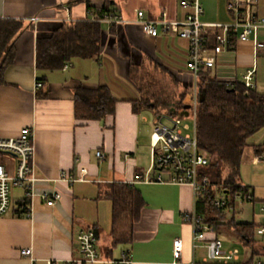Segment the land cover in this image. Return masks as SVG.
<instances>
[{"label": "crops", "instance_id": "obj_1", "mask_svg": "<svg viewBox=\"0 0 264 264\" xmlns=\"http://www.w3.org/2000/svg\"><path fill=\"white\" fill-rule=\"evenodd\" d=\"M105 1L0 0V21L22 23V29L13 40L12 54L0 73V137H17L22 128H33L34 164L39 178L36 195L31 199L33 214L30 218L19 214L18 210V203L24 198L23 188L13 189L12 209L0 215V264H48L49 260L55 264H81L75 262L81 256L77 236L82 229L93 227L101 244L99 264H112V260L126 258L130 263L120 264H255L257 260L263 261L264 236L255 231L245 241L237 234L234 222L258 224L262 220L257 209L264 201V146L258 147L264 145V141L252 142L254 135L249 139L241 165L253 168V177L245 181L240 165L236 178L237 184L248 189V197L241 202L252 204L253 220H237L235 214L230 218L228 210L232 209L228 208L225 219L215 221L219 224L216 228L209 225L206 234L208 238H220L226 250L235 248L230 247L232 241L244 243L250 251L242 262L241 253L238 259L228 263L210 259L207 242L193 241V226L185 220V215L196 207L190 185L142 179L152 165V148L151 152L143 148L140 141L148 116L133 110L132 101L139 99L141 93L130 79V66L142 64L157 75L161 72L167 81L178 86L190 81L194 87L195 76L188 68V39L171 32L150 36L134 21L139 10L144 11L147 18H157L166 12L173 20H182L192 12L193 0H146L144 7L133 11H124L114 0L119 8L117 14L130 22L101 21L102 50L98 58L74 56L75 62L71 61L73 57L62 68H38V39L51 36L62 26L94 21ZM200 1L204 8L202 19L208 24L205 27L208 54L213 55L217 31L214 24L234 20L228 8L231 0ZM88 3L93 6V12L88 13ZM256 10L264 18V0L258 1ZM260 38L264 39V30L260 31ZM261 58L264 51L256 55L252 41L236 43L235 40L234 47L216 56L217 63L211 70L219 81L233 76L242 80L246 69L254 63L257 67ZM257 79L258 67L256 87ZM37 80L43 83L38 89ZM102 85L118 99L115 113L101 120L78 119L75 115L77 89ZM97 151L104 156L99 157ZM4 159L10 166L16 165L13 156L5 155ZM82 170L85 173L82 174ZM63 171L75 175L76 180L69 182L62 178ZM113 182L133 185L144 199L141 219L131 234L127 221H120L115 230L113 218L110 221L108 217L112 216V202L103 194ZM44 191H59L62 198L55 205H48L40 196ZM238 209H234V213ZM176 238L183 244L179 260H175L173 254ZM24 248H32V255H22L20 250Z\"/></svg>", "mask_w": 264, "mask_h": 264}, {"label": "trees", "instance_id": "obj_2", "mask_svg": "<svg viewBox=\"0 0 264 264\" xmlns=\"http://www.w3.org/2000/svg\"><path fill=\"white\" fill-rule=\"evenodd\" d=\"M88 7L93 12V6L88 3ZM117 12L119 8L114 0H106L96 15L102 18ZM21 29L19 21H0V73L12 54L13 40ZM102 36L103 28L99 21L86 20L73 26H62L51 36L38 39L37 66L54 70L64 67L74 56L98 58L102 50ZM235 40L232 37L230 47L235 46ZM154 73L142 64L130 66V79L141 93L139 99L132 101L133 110L140 113L150 109L159 117L164 114L181 116L188 104L186 97L189 90L177 94L173 90L174 84L157 81ZM197 84L199 93L204 95L202 100L199 98L196 110L197 139L199 148L209 157V163L201 168V173L209 177L212 188L198 198L195 210L203 216L208 227L216 228L219 224L215 221H223L228 209H219L214 205L218 195L234 200L239 192L242 199L248 197V189L237 184L236 178L249 139L264 127V93L259 92L256 86L248 91L239 81L232 86L219 81L210 67L200 70ZM117 103L118 99L107 86L80 87L76 92L75 115L78 119L101 120L115 113ZM103 196L112 202L115 230L116 225L125 220L131 234L145 206L141 193L131 184L113 182L108 184ZM26 201L23 198L18 203L19 214ZM234 226L237 234L246 241L254 235L257 224L234 222ZM118 240H122L121 237Z\"/></svg>", "mask_w": 264, "mask_h": 264}, {"label": "built area", "instance_id": "obj_3", "mask_svg": "<svg viewBox=\"0 0 264 264\" xmlns=\"http://www.w3.org/2000/svg\"><path fill=\"white\" fill-rule=\"evenodd\" d=\"M259 0H231L228 8L234 15L231 23L214 24L216 27L213 55L208 54V45L205 37L206 24L203 19L204 8L200 0H193L192 12L182 20L171 19L166 12H163L157 18H147L142 10L138 11L137 19L134 21L139 24L144 33L156 37L160 33H175L181 38L189 40V61L188 68L195 76V86L192 91L193 104L189 110L188 118L194 120V130L191 126L184 123L185 116H162L159 117L157 125L151 136L152 145V165L146 175L142 178L149 182H168L175 184H188L194 192L196 201L204 193L209 192L212 183L206 175H202L201 168L208 165L209 157L198 145L196 118L197 105L199 101L198 77L199 72L204 67L213 68L217 59L216 56L230 49L232 37H235L236 43L252 41L255 54L264 51V39L260 38V31L264 30V18L257 13V4ZM91 10H88L90 13ZM38 21V18H33ZM94 21H106L113 23H128L119 14L105 15L102 18H94ZM71 65V64H69ZM68 66V65H67ZM257 67L254 63L249 66L242 80L236 76L228 78L225 81L228 85H234L241 82L246 89L256 86ZM43 83L37 80L35 87L41 88ZM167 119V122L164 121ZM34 131L32 127L22 128L19 136L11 138L0 137V215L8 213L13 206L12 192L14 188H23L24 198L27 201L21 206L20 211L26 217L33 214L31 199L36 195V185L39 180L34 164L35 156ZM5 155L13 156L16 159V165L10 166L5 162ZM99 157H103L101 151H97ZM85 170H82V174ZM61 177L69 182L76 180L75 175L61 173ZM42 200L48 205H55L62 198L59 191H44L40 194ZM242 200V194L236 193L234 200L230 197L221 195L216 197L214 205L221 209L228 207L236 209ZM262 220L256 226V232L264 236V201L260 204ZM185 220L193 226V241H206L208 257L213 260L228 263L239 257V249L233 248L226 250L224 243L220 238H208L206 236L208 225L205 223L202 215L196 210L185 215ZM78 247L81 254L76 259V263L81 264H99L101 262L98 248V235L93 228L82 229L78 236ZM194 243V244H195ZM196 246V244H195ZM183 244L180 238L173 242V254L175 260L182 257ZM20 253L25 256H31L32 248H24ZM112 264L130 263L129 259L112 260ZM48 264H55L52 260ZM255 264H264L257 260Z\"/></svg>", "mask_w": 264, "mask_h": 264}, {"label": "rangeland", "instance_id": "obj_4", "mask_svg": "<svg viewBox=\"0 0 264 264\" xmlns=\"http://www.w3.org/2000/svg\"><path fill=\"white\" fill-rule=\"evenodd\" d=\"M145 1L146 0H117L118 4L123 8L124 11H133L135 8H139L140 6L144 7L145 5ZM75 57L71 60L72 62H75ZM246 61H248L249 59L244 58ZM257 67H258V79H257V90L259 92H263L264 93V58H261L258 63H257ZM156 76V80L167 84H170L172 82L167 81V77L163 76V74L160 72L158 73L159 75H157V73H154ZM175 86H173V90H175L174 92H176L177 94L182 93L183 91H185L186 89L189 90V94H187L186 97V103L188 104H193V99H192V91H193V83L190 81H186L185 84H182L181 86H178L174 83ZM138 95L140 96L139 92ZM143 114L148 116V122H145L143 124V130L142 133L143 135H141L140 137V141L142 142L141 144L143 145V148H148L150 149L151 152V136H152V132L155 129V126L157 125L158 122V116L156 115V113L153 110H144L142 112ZM166 114H164L163 116H165ZM177 115H172V117H176ZM165 122H167V119H164ZM184 123H188L191 126V131L194 130V120L190 119V118H185ZM147 136V140L143 141V137ZM252 142L255 143H259L261 141H264V127L258 132L256 133L252 138H251ZM150 165V164H149ZM251 167H249L246 164H242L241 165V175L243 176V179L245 181L247 180H251V178L253 177L251 175L252 172ZM255 183V182H253ZM217 197H220V195H218ZM239 209L236 213H234L233 210L229 211L228 210V216L230 218H232L235 214V218L237 220H241V221H252L253 220V207L252 204L249 202H241L239 204ZM260 212V207L258 206L257 209V213ZM108 217H110V221L112 220V216L108 215ZM109 221V220H108ZM223 240H225L226 238L224 236H221ZM226 241V240H225ZM225 245H227V243H225ZM100 246L101 248V244H99L98 241V247ZM226 247V246H225ZM230 247H235L238 248L240 250L241 253V262L244 260V258H246V255L249 254V248L244 244V243H240L238 241H232L230 243ZM262 260L264 261V258H262Z\"/></svg>", "mask_w": 264, "mask_h": 264}, {"label": "water", "instance_id": "obj_5", "mask_svg": "<svg viewBox=\"0 0 264 264\" xmlns=\"http://www.w3.org/2000/svg\"><path fill=\"white\" fill-rule=\"evenodd\" d=\"M203 97H204L203 93H200V94H199V98H200V100H202ZM190 108H191V104H187V105L185 106V108H184V111H182L180 115H181V116L188 117L189 114H190V112H189Z\"/></svg>", "mask_w": 264, "mask_h": 264}]
</instances>
